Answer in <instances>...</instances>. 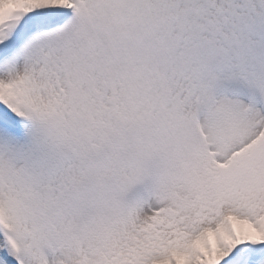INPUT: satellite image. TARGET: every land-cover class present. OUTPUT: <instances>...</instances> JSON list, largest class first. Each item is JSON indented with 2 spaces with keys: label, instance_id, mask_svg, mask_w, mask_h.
I'll return each instance as SVG.
<instances>
[{
  "label": "snow or ice",
  "instance_id": "1",
  "mask_svg": "<svg viewBox=\"0 0 264 264\" xmlns=\"http://www.w3.org/2000/svg\"><path fill=\"white\" fill-rule=\"evenodd\" d=\"M0 264H264V0H0Z\"/></svg>",
  "mask_w": 264,
  "mask_h": 264
}]
</instances>
